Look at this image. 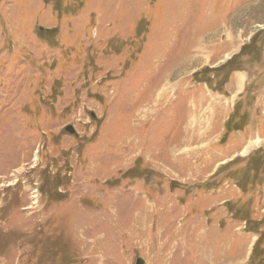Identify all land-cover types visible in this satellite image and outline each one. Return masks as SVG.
Masks as SVG:
<instances>
[{"label":"rangeland","instance_id":"rangeland-1","mask_svg":"<svg viewBox=\"0 0 264 264\" xmlns=\"http://www.w3.org/2000/svg\"><path fill=\"white\" fill-rule=\"evenodd\" d=\"M138 259L264 264V0H0V264Z\"/></svg>","mask_w":264,"mask_h":264},{"label":"bare ground","instance_id":"bare-ground-1","mask_svg":"<svg viewBox=\"0 0 264 264\" xmlns=\"http://www.w3.org/2000/svg\"><path fill=\"white\" fill-rule=\"evenodd\" d=\"M256 142H258V140H255V143H256ZM136 220H137V219H136ZM138 221H139V219H138ZM138 221H137V225H138L137 228L140 227V226H142V225L139 224L140 222H138ZM145 223H146V222H145ZM145 223H144V224H145ZM135 225H136V224H135ZM145 225H146V224H145ZM145 225H144V226H145ZM137 228H136V229H137ZM148 228H149V227H148ZM145 229H146V228H145ZM146 231H147V230H146Z\"/></svg>","mask_w":264,"mask_h":264},{"label":"water","instance_id":"water-1","mask_svg":"<svg viewBox=\"0 0 264 264\" xmlns=\"http://www.w3.org/2000/svg\"><path fill=\"white\" fill-rule=\"evenodd\" d=\"M136 264H143V260L142 259H138Z\"/></svg>","mask_w":264,"mask_h":264}]
</instances>
